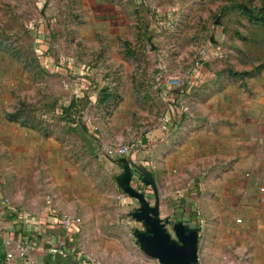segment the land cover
Instances as JSON below:
<instances>
[{"label":"rangeland","instance_id":"obj_1","mask_svg":"<svg viewBox=\"0 0 264 264\" xmlns=\"http://www.w3.org/2000/svg\"><path fill=\"white\" fill-rule=\"evenodd\" d=\"M262 86L264 0H0V221L67 217L77 261L150 264L122 181L179 245L162 206L250 170ZM222 185L220 224L206 203L188 229L196 264H264Z\"/></svg>","mask_w":264,"mask_h":264},{"label":"crops","instance_id":"obj_2","mask_svg":"<svg viewBox=\"0 0 264 264\" xmlns=\"http://www.w3.org/2000/svg\"><path fill=\"white\" fill-rule=\"evenodd\" d=\"M259 90L263 92V94L261 93V99L253 98L249 101V98L241 104L244 103L247 109L252 111L257 118L258 115H261V119L264 120V86ZM231 97L229 100L226 97L221 99L219 107L225 109L228 104H232ZM237 100L234 99L236 103ZM241 104L238 103L239 106ZM262 127L264 128V124H262ZM236 133L237 131L234 132V134ZM262 135L261 132L258 137L254 133L250 135L247 145L252 147V152L247 153L248 160L246 161V163L250 162V166L245 163V166L250 167V170L246 169L244 171L236 168L231 170L229 174L225 173L223 177L228 180L223 179L222 181L219 178L215 181L212 192L208 193L207 196V193H203V191L196 193L185 190V193L180 195V200L171 208L166 206V203L162 206V217L177 222V225L186 228L188 232L194 231L188 229L197 228L200 226L201 219L206 218L204 212L207 203L208 206L213 208L214 216L218 214L217 224H220L222 183L228 184V186L225 185L227 186L225 191L231 196V208L241 213L244 212L245 226L249 227V232H251V234L248 232L247 239L254 243L246 253L250 257L262 255L261 253L264 250V170L255 168L260 161L257 150L261 140L264 141ZM238 137L243 136L239 134ZM260 138L262 139L260 140ZM196 208L201 210L202 216L197 214ZM173 215L174 218H172ZM214 223L216 224V222ZM0 228V264H86L77 261L76 257L72 256L71 249L68 246L70 234L61 224L60 218H26L24 220L4 218L0 221ZM59 240L64 241V244L57 247L56 251L53 252L52 250L58 246ZM21 248L25 249L24 255H20ZM157 263L160 262L156 258L150 260V264Z\"/></svg>","mask_w":264,"mask_h":264},{"label":"water","instance_id":"obj_3","mask_svg":"<svg viewBox=\"0 0 264 264\" xmlns=\"http://www.w3.org/2000/svg\"><path fill=\"white\" fill-rule=\"evenodd\" d=\"M123 190L125 193L139 200L140 202V212L138 218L143 219L151 225V235L146 236L143 239L145 252L153 258H156L162 264H193L196 263V239L193 235L196 234L195 231L187 232L185 235L180 236V244L175 246L174 252L170 251L168 248L167 236L164 235L162 231L163 224L161 219L156 215V207H152L151 211H148V203L144 200L142 195L136 192L129 183L128 180L122 181ZM150 212L154 216H149ZM178 226V225H177ZM181 227V225L179 226ZM164 228V227H163ZM183 229V227L179 228ZM177 230V229H176ZM182 233H185L182 230Z\"/></svg>","mask_w":264,"mask_h":264},{"label":"built area","instance_id":"obj_4","mask_svg":"<svg viewBox=\"0 0 264 264\" xmlns=\"http://www.w3.org/2000/svg\"><path fill=\"white\" fill-rule=\"evenodd\" d=\"M126 150H127L126 148H122V149H120L119 152H120L121 154H123V153L126 152ZM130 185H131V184H130ZM133 189H134V188H133ZM125 194L128 195L127 193H125ZM128 196H130V195H128ZM60 222H61V224L63 225V227L69 231V234H70V231H71L70 220H69L67 217H65V218H63L62 220H60ZM0 230H1V228H0ZM63 242H64V241L59 240L58 243H57L58 246H56L52 251L54 252V251H56V248H57V247H59V246H63V244H64ZM24 253H25V249L21 248V249H20V255H24ZM8 256H10V255H8ZM157 264H160V263H157ZM193 264H196V263H193Z\"/></svg>","mask_w":264,"mask_h":264},{"label":"bare ground","instance_id":"obj_5","mask_svg":"<svg viewBox=\"0 0 264 264\" xmlns=\"http://www.w3.org/2000/svg\"><path fill=\"white\" fill-rule=\"evenodd\" d=\"M162 231L164 233L165 236L169 237L168 233L165 231V229L162 228ZM167 242H168V248L170 249V251L174 252V248L175 247H178V246H175V242L174 241H171V238H167Z\"/></svg>","mask_w":264,"mask_h":264}]
</instances>
